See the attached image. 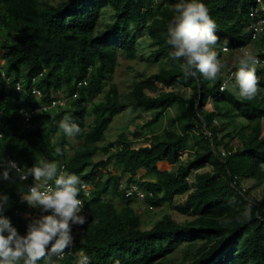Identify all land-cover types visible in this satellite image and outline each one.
<instances>
[{
    "label": "trees",
    "instance_id": "1",
    "mask_svg": "<svg viewBox=\"0 0 264 264\" xmlns=\"http://www.w3.org/2000/svg\"><path fill=\"white\" fill-rule=\"evenodd\" d=\"M179 2L0 0V158L31 168L42 155L78 175L89 191L86 196L81 188L78 196L89 213L87 223L73 230L74 242L60 264H77L79 253L89 264H264V188L261 199L254 193L264 183V72L256 67L262 79L250 101L233 90V77L222 91L225 78L220 75L215 80L199 72L185 75L180 67L185 61L173 58L174 49L167 44V26ZM200 2L216 23L218 58L230 66L227 75L234 73L237 67L223 46L231 56L254 43L248 26L255 0ZM105 9H110V21L100 29ZM146 48L147 60L159 71L138 73L126 93L115 84L106 90L119 56L145 59ZM176 87L192 90L193 96L186 98ZM103 94L101 102H93ZM60 95L67 99L65 105L43 109ZM175 105L181 111L180 131L143 134ZM23 109L40 111L25 124ZM127 109L153 115L141 128L101 145L114 117ZM65 117L80 129L73 135L80 142L73 155L68 151L71 139L59 127ZM189 150H195L193 157L182 162ZM98 155L102 157L96 160ZM162 164L173 169L162 170ZM140 171L144 174L138 177ZM124 178L140 188L143 198H127L120 191ZM250 180L256 185L245 186ZM33 183L31 176L21 183L14 174L12 181L0 180V195L9 196L4 215L21 235L31 219L21 194ZM164 205L190 219L179 223L165 214L144 228V216L150 218L156 214L151 210ZM179 250L177 261L172 255Z\"/></svg>",
    "mask_w": 264,
    "mask_h": 264
},
{
    "label": "clouds",
    "instance_id": "2",
    "mask_svg": "<svg viewBox=\"0 0 264 264\" xmlns=\"http://www.w3.org/2000/svg\"><path fill=\"white\" fill-rule=\"evenodd\" d=\"M174 12L167 26V44L174 49L170 55L177 60L183 58L185 63L180 67L185 75L199 72L206 79L215 80L225 65L214 48L218 40L216 23L208 9L200 0H181L174 5ZM252 27L257 33L264 31V20ZM223 51H229L226 44ZM234 62L237 70L232 73L235 81L233 90L238 89L240 99L250 101L259 91L256 65L261 61L249 47H244L238 50ZM25 111L22 110L23 115ZM59 127L69 137L80 131L68 117L60 122ZM56 154H61L59 148ZM17 164L11 159L5 161L0 158V180L12 181L14 174L23 183L29 176L33 177L34 183L21 194V201L38 209L40 215L29 219L26 233L21 235L4 215L10 207L9 196L0 195V264H38L42 260L45 264H60L65 249L74 242L72 226L82 227L87 223V218L80 214L83 202L78 198L81 188L86 185L78 175L60 170L56 162L42 155L31 168H21ZM78 256L77 264H89L86 255L79 253Z\"/></svg>",
    "mask_w": 264,
    "mask_h": 264
},
{
    "label": "rangeland",
    "instance_id": "3",
    "mask_svg": "<svg viewBox=\"0 0 264 264\" xmlns=\"http://www.w3.org/2000/svg\"><path fill=\"white\" fill-rule=\"evenodd\" d=\"M52 3H61L65 0H50ZM108 11V13L106 15H104V17L101 19L100 21V29L103 28V25L108 21H110V9H105ZM145 35V34H144ZM144 37V36H143ZM142 42L144 44L145 47H149V39L148 38H143ZM260 42H255L252 45L249 46V48L251 49V51H256L257 50V44ZM150 53V49L146 48V50L142 53V55H146L145 59H137V60H128L125 56L120 55L119 56V60H118V64L115 68L114 74L112 76V80L111 82H109L108 86L106 87V90H108L110 88L111 84H115L117 85L119 92L120 93H126L128 91H130V88L133 84V82L135 81V78L137 76L138 73H144L146 76H150L152 74H155L159 71V66L156 65H152L150 64L149 60H147V56ZM225 56H227L228 58H233L238 54V53H232V55L230 56L229 52H223ZM230 56V57H229ZM233 62V61H232ZM227 64V63H226ZM225 65L224 68L221 69L220 72V76L224 77L225 75L228 74L230 66H228V64ZM232 66H235V62H233ZM258 79L261 80V76L257 75ZM260 89V87H258ZM175 91L183 96H185L186 98H190L193 96V91L192 90H184L183 88L180 87H176ZM149 95H153L150 94ZM104 99V94L97 96L93 102H101ZM89 107L91 106V104L88 105ZM138 114H141V117L138 120H135V118L138 116ZM181 114L180 109L178 108V105H175L174 107H172L170 110L167 111V113L165 114V116H163L160 120L156 121L155 123L152 124L151 127L146 128L143 131V134L149 136L151 135V133L155 132V133H162L164 132L166 129H175L176 131H180V122H179V115ZM153 113H143L141 111L136 112L135 114L132 113V111L130 109L125 110L124 112L116 115L112 121V124L110 125L109 129L106 131L105 133V141L101 144H107L109 142H114L116 141L119 136L123 133L128 134L131 131L137 130L139 128H141L149 119L152 118ZM88 124L93 123V116L88 118ZM240 122V123H239ZM243 120L239 119V121H237V123L242 124ZM71 139V143H72V147H68V151L70 155L74 154V150L73 148L77 147L79 145L80 142L76 141L74 136L70 137ZM190 146H192V142L189 143ZM195 150H189L186 151L182 158L181 161L185 162L187 159H190L193 157ZM102 155H98L96 157V160H98L99 158H101ZM162 170H172L173 167L172 166H168L165 164H162L161 166ZM210 168L207 167L203 170H201L200 172L203 171H208ZM144 174L143 171H140L138 173V177H141ZM154 177H156L155 175H152ZM154 177H150L152 180H154ZM193 178H191L192 181ZM125 180V178L123 179ZM245 186H253L256 185L255 181H247L244 183ZM257 187V188H256ZM255 187V192L258 197L261 199L262 198V190L264 188V183L261 186H256ZM181 200H177L176 203H179ZM115 205L118 209H121L123 207V203H121V201L119 199H115L114 200ZM135 208L140 206H134ZM36 210L34 208H31V211L28 212L26 214L27 217H31V218H37V214H36ZM151 211H155L156 214H151L150 218L149 216L146 214L144 216V223L147 222V225L144 226V228L146 229H150L151 228V221L155 220L157 218H159L161 215H165V214H170L177 222L179 223H183L185 221H188L190 218L188 216H183L180 213H178L176 211V209H174L171 206L168 205H164L162 207L159 208H154ZM173 257H175L177 259V261L181 260L182 258V251L179 250L178 252L174 253L172 255Z\"/></svg>",
    "mask_w": 264,
    "mask_h": 264
},
{
    "label": "built area",
    "instance_id": "4",
    "mask_svg": "<svg viewBox=\"0 0 264 264\" xmlns=\"http://www.w3.org/2000/svg\"><path fill=\"white\" fill-rule=\"evenodd\" d=\"M263 13H264V0H255L254 5L250 8V12H249L250 23H249V26H248V30L251 33V38H252L253 42H261L262 43V46L259 49H257L256 51H252V52L261 61V63L256 65V67L259 68V69H262L263 72H264V31L257 33V32H255V30L252 27L253 25H256L260 21L264 20ZM236 53H238V51H236ZM5 76L6 75L3 74V77H5ZM224 78H225V80H224V82L222 83V86H221V90L223 89L222 91H225L226 88L228 87V84H229L230 80L232 79V73L229 74V75H225ZM9 80L10 79L7 78L6 82L9 83ZM225 85H227V86L225 87ZM21 89H22V85L20 83H17L16 90L20 91ZM32 93L38 98H41V96H42L40 91L36 90V89H32ZM58 105H61V106L65 105V99L62 98V95H60L58 97L57 101H54L50 106H44L43 109L47 110V109H50V108H56ZM39 111H40L39 109H36L34 111H25V113H24V122L25 123H29L30 119L33 116V114H35L36 112H39ZM217 123L218 122L215 121V124H217ZM2 128H3V125H2V122L0 120V139L3 137V133L1 131ZM3 160L7 161L9 159H5L4 158ZM28 179H29V177H28ZM82 189H83L85 195L88 196L89 195L88 189L86 187H82ZM120 191H123L127 198H132L134 195H136L138 198H143V196H144V193L134 183L122 182L120 184ZM80 214L84 215L86 218L89 217V213L84 208L82 209V212ZM79 227L80 226H78V225H73L72 226L73 230H77ZM68 253H69V251L65 252V255L68 254Z\"/></svg>",
    "mask_w": 264,
    "mask_h": 264
},
{
    "label": "crops",
    "instance_id": "5",
    "mask_svg": "<svg viewBox=\"0 0 264 264\" xmlns=\"http://www.w3.org/2000/svg\"><path fill=\"white\" fill-rule=\"evenodd\" d=\"M262 43H258L256 46L257 47H260ZM263 123V126H264V121L262 122ZM264 128V127H263Z\"/></svg>",
    "mask_w": 264,
    "mask_h": 264
}]
</instances>
